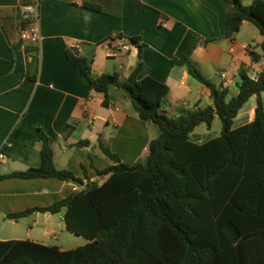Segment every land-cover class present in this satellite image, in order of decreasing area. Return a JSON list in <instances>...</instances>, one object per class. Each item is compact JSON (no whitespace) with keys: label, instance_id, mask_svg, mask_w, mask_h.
I'll return each mask as SVG.
<instances>
[{"label":"crops","instance_id":"0c3cea01","mask_svg":"<svg viewBox=\"0 0 264 264\" xmlns=\"http://www.w3.org/2000/svg\"><path fill=\"white\" fill-rule=\"evenodd\" d=\"M23 5L38 10L40 43L19 37L15 17ZM226 14L220 0H0V57L14 62L13 71L0 76V154L5 156L0 160V176L41 166L38 129L51 138L58 169L70 170L77 177L87 175L92 182L103 184L106 179L97 170L115 163L101 145L124 163L146 161L153 140L150 127L132 102L115 89L110 91L109 106H104L105 95L94 90L74 59L67 56L78 43V55L91 62L96 75L118 72L127 79L139 62V48L113 56L107 46L114 35L139 38L144 45L139 78L151 76L169 86L162 110L171 117L183 108L213 105L211 91L186 68L173 65L174 58H190L207 79L229 90V99L237 96L241 71L257 79L264 69V54L256 40L259 32L251 22L245 21L233 38L224 37ZM251 33L249 40L246 34ZM103 57L113 63V70ZM261 97L264 102V94ZM257 101L254 96L244 106L234 128L254 120ZM212 131L213 125L205 131L195 130L191 139L203 144L216 137ZM83 141L88 143L80 145ZM82 188L55 178L1 179L0 222L17 228L4 232L0 240L75 249L52 244V240L60 241L56 226L64 224L67 229L65 210L37 212L19 220L8 216L50 206ZM42 220L45 228L36 231Z\"/></svg>","mask_w":264,"mask_h":264},{"label":"trees","instance_id":"16d2710c","mask_svg":"<svg viewBox=\"0 0 264 264\" xmlns=\"http://www.w3.org/2000/svg\"><path fill=\"white\" fill-rule=\"evenodd\" d=\"M220 1L227 10L224 37L233 38L245 21L251 22L264 54V0L250 5L244 0ZM19 19L18 14L17 28ZM129 41L139 48V62L127 79L118 72L96 75L88 59L74 51L67 56L94 90L105 95V107L115 89L132 102L144 123L159 128L145 163H124L101 145L115 163L97 170L106 179L103 184L92 182L87 175L77 177L58 169L52 140L38 129L41 166L0 180L55 178L83 188L50 206L27 209L8 219L65 210L67 230L89 242L62 250L30 240H0V264H264V69L257 79L242 70L239 93L229 99V90L207 79L190 58H174L173 65L186 68L211 91L213 105L183 108L171 117L162 110L169 86L151 76L139 78L144 45L139 38ZM13 69V61L0 57V76ZM254 96L258 97L254 120L234 128ZM216 117L222 122L221 134L203 144L192 141V133L202 124L211 128Z\"/></svg>","mask_w":264,"mask_h":264},{"label":"built area","instance_id":"2783aa9c","mask_svg":"<svg viewBox=\"0 0 264 264\" xmlns=\"http://www.w3.org/2000/svg\"><path fill=\"white\" fill-rule=\"evenodd\" d=\"M29 23L27 28H23L20 23ZM18 34L20 39L31 41L33 43H40L42 40L41 29H40V19L38 10L33 5H23L20 9V19L18 25ZM81 44H76L73 46L72 50L76 53L79 52ZM137 47V45L132 44L128 38L124 36L114 35L111 37L107 50L113 56H118L123 53L129 52L132 48ZM247 48V47H245ZM222 78L227 79V74L223 73ZM4 154H0V160L4 159Z\"/></svg>","mask_w":264,"mask_h":264},{"label":"rangeland","instance_id":"374dc122","mask_svg":"<svg viewBox=\"0 0 264 264\" xmlns=\"http://www.w3.org/2000/svg\"><path fill=\"white\" fill-rule=\"evenodd\" d=\"M246 5H250L251 2L246 1L245 2ZM245 33V32H243ZM252 33L246 34L247 39L250 40V38H252ZM102 61H105L106 64H108V67L110 68V70H113L111 68V66L113 65V63L108 60L107 58L103 57ZM109 61V62H107ZM245 109H248V106H246ZM148 126L150 127L151 130V135L153 139L158 138V136L160 135V130L159 128L154 125V124H148ZM207 125L206 124H202L200 125L196 130L201 132V131H205L207 130ZM222 131V122L221 119L219 117H216L214 123H213V131H212V136H216L218 137L221 134ZM139 163L144 164L145 163V159L139 161ZM59 217V216H58ZM31 220H29L30 222ZM41 225L39 227H36V231L38 230H43L45 228L44 225V221H41ZM27 225H23V227L25 228ZM17 226L12 225L11 223H5V222H0V238H2L4 236V232L6 231H12L13 229H16ZM27 228V227H26ZM57 238L60 239V241H56V240H52V244H59V246H62L64 248H68V247H74V248H78L81 246L86 245L89 241L83 237V236H78L76 234H73L71 232H69L67 229H65V225L61 224L60 226H56V234Z\"/></svg>","mask_w":264,"mask_h":264}]
</instances>
